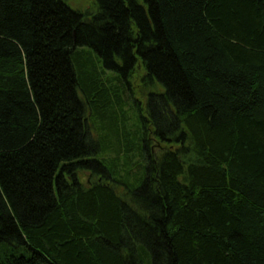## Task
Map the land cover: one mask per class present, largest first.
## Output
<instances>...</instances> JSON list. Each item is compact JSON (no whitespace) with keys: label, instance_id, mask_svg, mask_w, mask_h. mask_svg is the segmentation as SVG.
<instances>
[{"label":"trees","instance_id":"1","mask_svg":"<svg viewBox=\"0 0 264 264\" xmlns=\"http://www.w3.org/2000/svg\"><path fill=\"white\" fill-rule=\"evenodd\" d=\"M93 2L0 0V264H264V0Z\"/></svg>","mask_w":264,"mask_h":264},{"label":"rangeland","instance_id":"2","mask_svg":"<svg viewBox=\"0 0 264 264\" xmlns=\"http://www.w3.org/2000/svg\"><path fill=\"white\" fill-rule=\"evenodd\" d=\"M69 5L76 9V10H80V11H86V10H92L93 9V6H94V2L93 0H67ZM135 80V79H134ZM136 86H138L137 84V80H136ZM140 90L141 91V88L140 87H136V90ZM139 99H141L143 101L145 95L141 92V94H138L137 95ZM129 113V117L126 116V126H127V129H126V132L130 135L131 138L134 137V134L136 133L135 131V120L133 119V114L132 112H128ZM131 118V119H129ZM113 130V129H112ZM84 180L86 181L88 176L86 174H84ZM4 258V248L0 246V259Z\"/></svg>","mask_w":264,"mask_h":264}]
</instances>
